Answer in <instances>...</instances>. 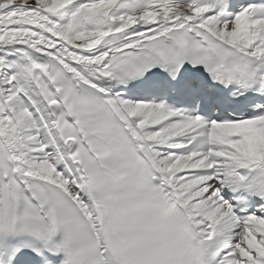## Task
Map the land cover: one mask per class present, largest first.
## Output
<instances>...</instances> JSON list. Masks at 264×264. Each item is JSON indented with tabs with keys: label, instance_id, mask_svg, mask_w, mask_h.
Wrapping results in <instances>:
<instances>
[{
	"label": "snow or ice",
	"instance_id": "snow-or-ice-1",
	"mask_svg": "<svg viewBox=\"0 0 264 264\" xmlns=\"http://www.w3.org/2000/svg\"><path fill=\"white\" fill-rule=\"evenodd\" d=\"M0 264H264V0H0Z\"/></svg>",
	"mask_w": 264,
	"mask_h": 264
}]
</instances>
